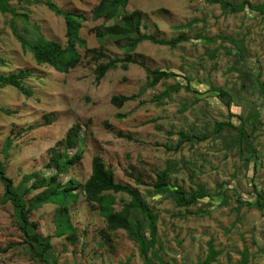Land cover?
<instances>
[{
	"label": "rangeland",
	"instance_id": "obj_1",
	"mask_svg": "<svg viewBox=\"0 0 264 264\" xmlns=\"http://www.w3.org/2000/svg\"><path fill=\"white\" fill-rule=\"evenodd\" d=\"M9 1L27 17L0 13V72L30 71L32 76L25 84L34 92L26 96L13 86L0 87V160L8 175L16 183L34 171L41 177L51 175L54 170L47 162L53 147L60 149L58 142L80 124L79 148L84 158L61 179L74 177L83 183L91 173L93 156L100 155L115 170L118 182L138 187L158 215L155 249L162 260L155 259L157 264H199L209 254L210 241L219 252L211 264H239L245 249L249 264H264V209L243 206L238 210L236 200L238 195H256L251 181L264 192V17L249 7L234 12L224 3L208 0H129L125 11L143 13V31L163 38L180 33L189 37L176 48L144 41L132 53L152 68L177 73L151 87L139 64L127 70L112 69L97 82L99 62L92 61L79 43L81 60L69 71L38 64L14 30L30 42L47 38L66 45L65 19L47 6L48 0ZM49 1L88 17L79 32L87 47H104L112 57L124 56L119 45L96 35L95 28L103 20H93L91 10L99 0ZM181 24L186 26L178 28ZM178 82L189 84L192 90L183 87L163 94ZM218 88L226 94L221 95ZM114 94H136L137 98L119 108L111 102ZM117 113L125 116L120 118ZM239 116L253 133L257 148L250 162L239 154L237 130L231 126L239 125ZM182 131L192 139L175 149ZM118 132L131 134L133 139L120 137ZM166 168L171 169V181L186 191L203 186L213 194L222 184L228 203L211 205L203 200L190 208H178L168 193L153 196L151 185L138 184L129 175L133 172L151 183ZM3 190L0 180V196ZM116 198L119 208L130 197L118 193ZM71 212L79 234L75 243L55 234L54 204L32 213L38 231L53 235L58 264H121L127 260L145 264L138 245L123 229L106 230L105 219L91 209L84 193L72 204ZM8 245L7 252H0V264H38L22 244L11 203L0 204V247Z\"/></svg>",
	"mask_w": 264,
	"mask_h": 264
},
{
	"label": "trees",
	"instance_id": "obj_2",
	"mask_svg": "<svg viewBox=\"0 0 264 264\" xmlns=\"http://www.w3.org/2000/svg\"><path fill=\"white\" fill-rule=\"evenodd\" d=\"M209 2L224 3L232 11H242L246 7L264 17V3L252 4L244 0L240 3H232L229 0H208ZM31 2V0H26ZM129 0H99L91 10L93 20H103V25L95 28L96 35L100 38H108L119 45L125 52L124 56L112 57L107 53L104 47L89 48L86 46V40L79 36L83 21L88 17L84 13L74 12L59 7L53 1H46L47 6L56 14L64 17L66 22L67 44L62 45L54 39L39 38L30 42L14 30L15 35L25 49L33 53L38 64H50L62 71H69L74 68L81 60V55L77 49V43L85 48V54L90 56L94 62H99L95 68L96 81L99 82L108 71L117 68L129 69L131 64L141 65L147 74L148 85L155 86L160 81L176 76L177 73L166 68H152L145 61L138 60L132 55L140 43L151 41L160 45H167L176 48L180 43L189 40L188 35L180 33L171 38L159 37L157 34L143 31L146 27L143 22V13L139 10L131 12L125 11ZM0 13H12L23 18L27 13H19L17 8L9 0H0ZM110 21V24H106ZM186 24L178 25L183 28ZM1 34V33H0ZM3 62V59H0ZM32 73L26 69L14 71L11 73L0 72V87L13 86L26 96H32L34 90L25 84L26 79L30 78ZM192 90L189 84L182 85L180 82L169 85L163 92L164 95H170L181 88ZM221 95H225L223 89H216ZM137 98L136 94H114L111 98L112 104L121 108L125 103ZM228 106L229 103H227ZM7 111V110H6ZM122 118L125 114L117 113ZM239 125L231 126L237 130L236 144L239 147V154L245 161L250 162L256 156L257 148L254 146L251 136L243 122L242 116L238 117ZM255 123V121H254ZM219 125V124H218ZM220 126V125H219ZM82 126L75 124L70 128L67 135L62 138L58 145L60 149L53 147L52 154L48 159L47 167L52 168L54 172L45 177L37 172L26 173L23 180L16 183L8 175L5 164L0 160V180L3 183V194L0 196V204L11 203L14 209L15 222L22 234V244L28 249L31 257L38 264H58V257L54 255L52 243L53 235H43L38 231V223L32 220L34 210L45 204H54L56 206L55 221L57 225V236H66L71 242L79 240L77 227L73 223L71 212L72 204L78 201L81 192L84 193L92 210H97L106 221V230L115 232L123 229L128 237L134 241L140 251L145 264H157L155 259L162 260L155 249L158 243V215L155 209L147 202L140 193L138 187L118 182L115 178V170L109 166L100 155H94L92 158L91 173L83 182L70 177L63 181L61 176L66 174L84 158V150L79 148L81 142ZM118 136L127 139H133L131 134L118 132ZM192 139V136L182 131L180 138L175 145L179 149L185 141ZM197 139L203 140V136H197ZM76 149L74 153L72 149ZM171 169L166 168L157 172L156 179L148 183L133 172L129 175L133 177L138 184L151 185V194L153 196H163L168 193L175 201L178 208H190L199 202L206 200L211 205L227 204L229 195L226 193L223 185L218 186V191L210 193L203 186L186 191L175 181H171ZM256 195L249 198L237 196V209L243 206L249 208L256 207L264 209V192L259 191L252 183ZM80 191H77L79 190ZM128 194L129 199L124 200L121 207H116V194ZM148 229L147 230V227ZM149 233V235H148ZM11 245L0 247V252L5 253ZM219 252L215 249L213 242L210 241L209 254L205 260L199 264H211L216 261ZM121 264H131L130 260ZM239 264H249V252L244 250L243 257Z\"/></svg>",
	"mask_w": 264,
	"mask_h": 264
}]
</instances>
